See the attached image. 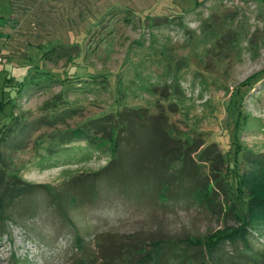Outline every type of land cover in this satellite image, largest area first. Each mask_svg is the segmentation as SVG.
<instances>
[{
  "label": "rangeland",
  "instance_id": "rangeland-1",
  "mask_svg": "<svg viewBox=\"0 0 264 264\" xmlns=\"http://www.w3.org/2000/svg\"><path fill=\"white\" fill-rule=\"evenodd\" d=\"M0 58V138L32 124L0 172L33 186L9 204L0 264H153L158 244L188 264L235 248L264 264V225L222 258L192 243L264 210V0H0ZM155 127L193 186L157 192L140 169Z\"/></svg>",
  "mask_w": 264,
  "mask_h": 264
},
{
  "label": "trees",
  "instance_id": "trees-1",
  "mask_svg": "<svg viewBox=\"0 0 264 264\" xmlns=\"http://www.w3.org/2000/svg\"><path fill=\"white\" fill-rule=\"evenodd\" d=\"M7 78L5 77V80ZM3 91L4 89L0 90V102L1 104L7 103V100L3 98ZM4 106V105H3ZM2 106V107H3ZM100 119H98L99 122ZM16 123L14 126L10 125L8 126L6 132L1 136L0 138V147H6L8 149H21L25 147V140L28 136L29 132L32 129V124L19 122L18 120L15 121ZM12 126V127H11ZM145 127V126H144ZM154 129L156 138L161 140L162 143L158 146V148L155 151V156L152 158L149 163L151 162V166H144L143 162L141 163V170L147 169V171L153 172V178L155 182L157 192H160L164 187L167 185H174L176 183L182 184L185 182H189L190 185L193 186L194 180L191 175V171L186 173V171L183 169L185 166H181L186 162V150L182 151L176 149L177 152H171L172 150H175V148H169V137L161 131L160 127H155ZM132 133V132H130ZM129 133V134H130ZM131 137V135H130ZM212 147L207 148L206 151H210ZM122 157L113 158L111 162L105 167L100 173H109L108 175L116 170H122L123 163L125 164V161H123ZM256 161H259L261 164L264 165V157L262 156L257 157ZM147 163V162H146ZM183 167V168H182ZM169 169H173V172L170 174L168 173ZM139 170L140 175L137 180V186L144 187L145 186V178L143 175H141L143 172ZM146 171V172H147ZM106 175V174H104ZM112 175V174H111ZM107 176V175H106ZM128 177V176H127ZM5 179L2 178L1 172H0V232L3 231L4 228V222L6 220H12L11 218V212L9 210V204L14 203L15 200H18L21 197H26L32 193L33 186L29 184H19L18 180L11 181V185ZM195 191L199 190L195 186L193 187V190ZM193 193V192H192ZM196 193V192H195ZM194 193V194H195ZM193 194V195H194ZM55 199L59 198L56 195H52ZM263 208V206H262ZM261 214H256V216L252 217L253 212L252 208L247 210L244 214H241L240 217V225L239 228H231L227 229L226 231H217L213 233L211 236H209L208 239L204 240L203 242L200 240L199 242L196 240L192 243H198L204 245V248L206 249L207 255L211 256L212 253L215 252L219 253V256L222 258L224 254L223 245L225 243L235 244L238 241L242 243L243 246L249 245L248 240V228L253 226H260L264 225V210H260ZM252 217V218H251ZM79 237V236H77ZM82 242V238H77ZM152 247H154L152 245ZM161 244H158L156 248L151 249V255H150V262L153 264H188V261L192 259L190 256H187L185 254H182L180 252H175V249L172 250L171 247H169L170 251L168 252L171 256H166L165 258V252L161 249ZM237 253H239V257L228 255L226 256L225 260L223 257V261L226 264H235L232 261L237 262L238 264H251L254 262L260 263V258L255 257L254 255L251 256L250 254H245L243 252L238 251L237 248H235ZM164 254V255H163ZM108 256H105L103 259V264H108ZM111 258V257H110ZM165 258V259H164ZM148 259V258H146ZM206 260L203 259L198 262L199 264L205 262ZM94 260L92 259V256L89 257V264H93ZM240 262V263H239ZM114 264V263H113ZM120 264V261L118 262Z\"/></svg>",
  "mask_w": 264,
  "mask_h": 264
},
{
  "label": "built area",
  "instance_id": "built-area-1",
  "mask_svg": "<svg viewBox=\"0 0 264 264\" xmlns=\"http://www.w3.org/2000/svg\"><path fill=\"white\" fill-rule=\"evenodd\" d=\"M0 61H1V58H0Z\"/></svg>",
  "mask_w": 264,
  "mask_h": 264
}]
</instances>
